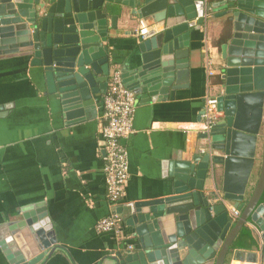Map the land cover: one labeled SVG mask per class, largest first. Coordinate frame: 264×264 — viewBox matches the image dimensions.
I'll return each instance as SVG.
<instances>
[{
    "label": "water",
    "instance_id": "obj_1",
    "mask_svg": "<svg viewBox=\"0 0 264 264\" xmlns=\"http://www.w3.org/2000/svg\"><path fill=\"white\" fill-rule=\"evenodd\" d=\"M236 2L239 10L231 18L234 34L221 46L227 62L223 82L216 85L221 89L215 96L222 116L206 135L211 140L208 151L193 159L197 165L181 166L184 169L176 178L182 183H176L172 197L130 206L127 224L135 230L136 248L119 252L111 258L112 264H225L245 226L254 227L264 245V0ZM121 4L138 6L139 18L165 25L139 45L143 65L139 76L123 73L125 85L137 93L141 84L137 77L153 70L154 77L142 82L148 86L143 92L151 96L166 94L173 83L179 89L188 88L189 22L199 18L203 26L209 13L229 9L227 1L211 0H0V57H25L33 67L42 68L49 92L60 93L63 104L88 101L99 92L97 84L101 90L107 86L111 65L109 49L102 43L108 41L109 12ZM117 19L113 17V29ZM102 73L103 77H96ZM161 73L164 78L159 80ZM72 116L67 114L69 119ZM209 183L213 191L206 195ZM190 190L197 192L185 194ZM219 195L241 213L238 221L233 222L226 206L217 201ZM0 234V246L10 264H38L50 257L57 243L42 204L21 209L19 223L2 226ZM258 250L264 257V246Z\"/></svg>",
    "mask_w": 264,
    "mask_h": 264
},
{
    "label": "crops",
    "instance_id": "obj_2",
    "mask_svg": "<svg viewBox=\"0 0 264 264\" xmlns=\"http://www.w3.org/2000/svg\"><path fill=\"white\" fill-rule=\"evenodd\" d=\"M219 1L228 2V11L209 13L203 26L198 24L199 18L189 22L188 88L179 89L173 83L166 94L151 96L150 92H143L148 86L142 82L154 77L150 72L153 70H145L143 78L137 77L141 82L139 92L131 90L136 98L135 133L122 143L128 151L130 179L125 195L115 207L109 198L104 171L101 134L104 98L115 69L139 76L138 70L143 66L139 49L142 41L136 33L139 23L147 21L155 34L164 30V23L153 25L150 18H139L138 6L114 5L108 17V41L102 43L109 49L108 83L104 90L97 84L99 92L92 93L83 103L63 104L60 93L49 92L43 69L33 67L28 58L0 57V229L19 223L21 209L44 205L57 243L52 245L50 257H44L38 264H112V257L128 245L136 248L137 241L99 233L98 223L117 214L124 234L134 237V228L127 224L132 216L130 206L172 197L176 183H182L176 178L184 169L181 166L197 165L193 159L207 153L211 140L206 138L208 132L202 115L207 97L221 90L216 85L223 82L221 75L227 65L221 46L231 40L234 34L231 18L239 10L237 0H211ZM114 16L118 17L116 29L112 28ZM206 50L212 60L210 67L206 63ZM162 75L159 80L164 78ZM96 77H103V73ZM73 106L78 107L67 110ZM76 112L79 114L75 116ZM68 113L74 116L69 119ZM262 150L263 136L258 160ZM187 170L188 175L190 168ZM259 170L260 161L251 179V193ZM188 176L194 177L191 173ZM218 180L220 185L222 170ZM212 191L209 183L206 195ZM196 192L190 190L185 194ZM250 228L253 236L257 235L254 237L257 247L234 250L230 264H264L258 250L264 246L260 234ZM237 255H242V259ZM0 264H10L1 246Z\"/></svg>",
    "mask_w": 264,
    "mask_h": 264
},
{
    "label": "built area",
    "instance_id": "obj_3",
    "mask_svg": "<svg viewBox=\"0 0 264 264\" xmlns=\"http://www.w3.org/2000/svg\"><path fill=\"white\" fill-rule=\"evenodd\" d=\"M138 37L143 41L155 35V29L147 21L139 23ZM207 66L210 67L212 60L209 51L206 50ZM104 123L101 126L102 145L105 153V175L109 198L114 207L123 198L129 184V157L128 151L122 144L132 136L135 131L133 127L134 113L136 110V98L134 93L125 85L121 70L112 71L108 93L104 98ZM205 130L209 133L214 125L221 118L218 111L216 96H209L206 99L205 109L202 115ZM226 206L229 216L233 222L238 221L241 213L234 204L223 199L221 195L217 200ZM99 233H111L116 237L127 241L129 235L124 234L122 220L117 214L101 220L97 225ZM126 249H134L132 245Z\"/></svg>",
    "mask_w": 264,
    "mask_h": 264
},
{
    "label": "trees",
    "instance_id": "obj_4",
    "mask_svg": "<svg viewBox=\"0 0 264 264\" xmlns=\"http://www.w3.org/2000/svg\"><path fill=\"white\" fill-rule=\"evenodd\" d=\"M254 190V188H253ZM253 192V191H252ZM261 203H264V193L261 199ZM257 247V243L253 237V233L249 226H245L235 240L232 251L234 250H251ZM233 257H229L226 264H229Z\"/></svg>",
    "mask_w": 264,
    "mask_h": 264
},
{
    "label": "flooded vegetation",
    "instance_id": "obj_5",
    "mask_svg": "<svg viewBox=\"0 0 264 264\" xmlns=\"http://www.w3.org/2000/svg\"><path fill=\"white\" fill-rule=\"evenodd\" d=\"M141 40V39H140ZM142 41V40H141ZM221 116H222V114H221ZM217 184H218V189H220L221 190V184L219 185V181L217 180ZM233 257L234 256V251H232V249H231V252L228 254V256H227V259H226V261L228 260V258L229 257ZM225 264H226V262H225ZM230 264V263H229Z\"/></svg>",
    "mask_w": 264,
    "mask_h": 264
},
{
    "label": "rangeland",
    "instance_id": "obj_6",
    "mask_svg": "<svg viewBox=\"0 0 264 264\" xmlns=\"http://www.w3.org/2000/svg\"><path fill=\"white\" fill-rule=\"evenodd\" d=\"M250 193V192H249ZM233 259V258H232ZM232 259H231V261H232Z\"/></svg>",
    "mask_w": 264,
    "mask_h": 264
}]
</instances>
